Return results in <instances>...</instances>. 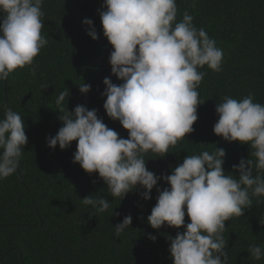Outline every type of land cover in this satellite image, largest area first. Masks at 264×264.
<instances>
[{"label":"clouds","instance_id":"clouds-1","mask_svg":"<svg viewBox=\"0 0 264 264\" xmlns=\"http://www.w3.org/2000/svg\"><path fill=\"white\" fill-rule=\"evenodd\" d=\"M43 3L0 0V81L26 66L35 75L33 61L48 43L41 34ZM177 13L176 0H103L99 16L103 35L113 49L111 74L121 81L103 80V108L128 132V138L107 127L96 109L77 105L72 112L65 110L67 89L55 100L63 126L46 138V144L63 151L76 142L73 163L89 175L98 174L113 199L121 201L139 187L144 190L141 199L148 201L163 179L169 187L157 189L147 223L155 230L165 225L184 228L169 237L173 264H228L223 236L226 221L243 216L253 197H264V104L254 102L252 94L241 100L224 96L216 104L214 134L228 143L250 146L251 158L233 165L232 173H225L226 153L217 147L187 155L171 175L158 177L147 169L145 155L165 157L170 147L194 131L198 106L205 104L197 89L206 73L199 69L222 71L223 50L203 27L193 24L188 11L179 21ZM82 23L87 35L97 40L93 21ZM78 88L87 94L91 85L83 82ZM0 110V180H4L16 173L28 138L21 115L11 108ZM81 201L97 215L111 207L105 197L86 196ZM186 215L190 223L185 225ZM131 224L129 214L115 225L116 236ZM248 252L255 260L264 257V247L259 245H250Z\"/></svg>","mask_w":264,"mask_h":264},{"label":"trees","instance_id":"trees-1","mask_svg":"<svg viewBox=\"0 0 264 264\" xmlns=\"http://www.w3.org/2000/svg\"><path fill=\"white\" fill-rule=\"evenodd\" d=\"M102 4L103 0H44L41 34L48 43L33 61L35 75L26 66L0 81V109L11 108L21 115L28 138L16 173L0 180V264H173L169 237L184 228L165 225L155 230L147 223L157 189L169 187L163 179L148 201L141 199L144 190L139 187L121 201L113 199L98 174L89 175L73 163L76 142L63 151L46 144V138L63 126L55 100L67 89L65 110L72 112L77 105L96 109L107 127L128 138V132L103 108V80L121 81L111 74L113 49L103 35ZM176 4L177 21L188 11L193 24L203 27L223 50L222 71L199 69L206 73L197 89L205 104L198 106L194 131L170 147L165 157L149 152L144 157L146 166L164 177L187 155L217 147L226 153L225 173H232L233 165L251 158L250 146L228 143L214 134L215 108L224 96L241 100L252 94L254 102L264 104V0H176ZM84 19L93 21L97 40L87 35ZM83 82L91 85L87 94L79 92ZM86 196L105 197L111 207L97 215L82 203ZM129 214L131 226L117 237L115 225ZM225 226L228 264H264V257L255 260L248 252L253 244L264 247V197H253L251 208Z\"/></svg>","mask_w":264,"mask_h":264},{"label":"water","instance_id":"water-1","mask_svg":"<svg viewBox=\"0 0 264 264\" xmlns=\"http://www.w3.org/2000/svg\"><path fill=\"white\" fill-rule=\"evenodd\" d=\"M6 83H7V81H6ZM2 113V111H0V114Z\"/></svg>","mask_w":264,"mask_h":264}]
</instances>
